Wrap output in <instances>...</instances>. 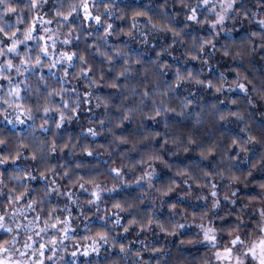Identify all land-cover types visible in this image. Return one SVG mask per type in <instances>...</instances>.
Returning a JSON list of instances; mask_svg holds the SVG:
<instances>
[{"label":"clouds","instance_id":"9594fccd","mask_svg":"<svg viewBox=\"0 0 264 264\" xmlns=\"http://www.w3.org/2000/svg\"><path fill=\"white\" fill-rule=\"evenodd\" d=\"M0 264H264V0H0Z\"/></svg>","mask_w":264,"mask_h":264}]
</instances>
